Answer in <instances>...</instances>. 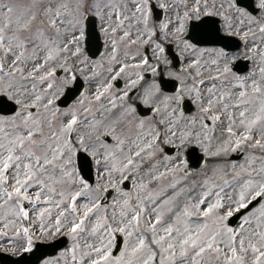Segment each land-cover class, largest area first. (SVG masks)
<instances>
[{"label": "snow or ice", "instance_id": "6c2138e0", "mask_svg": "<svg viewBox=\"0 0 264 264\" xmlns=\"http://www.w3.org/2000/svg\"><path fill=\"white\" fill-rule=\"evenodd\" d=\"M0 246L264 264V0H0Z\"/></svg>", "mask_w": 264, "mask_h": 264}, {"label": "water", "instance_id": "95a60500", "mask_svg": "<svg viewBox=\"0 0 264 264\" xmlns=\"http://www.w3.org/2000/svg\"><path fill=\"white\" fill-rule=\"evenodd\" d=\"M76 87L83 90L82 83L77 82ZM242 153H236L234 155L235 158H240ZM205 162L204 160L201 161V165H203ZM128 188H131V183L128 182ZM114 193V191L110 190L109 193L106 194L105 198L103 199L102 203H106L109 199V197ZM68 242V241H67ZM67 242L60 244L56 248H50L49 251L51 254H55L59 249H61L63 246L67 244ZM123 242L124 238L121 234H118L116 236V242H115V249H114V255L118 254V250L123 248ZM34 259V257L31 254H21L18 257H12L8 254L0 252V261L1 264H30V262Z\"/></svg>", "mask_w": 264, "mask_h": 264}, {"label": "rangeland", "instance_id": "374dc122", "mask_svg": "<svg viewBox=\"0 0 264 264\" xmlns=\"http://www.w3.org/2000/svg\"><path fill=\"white\" fill-rule=\"evenodd\" d=\"M5 2H7V0H5ZM11 2H13V3H17V4H20V3H23L24 0H11ZM217 2L219 3L220 0H217ZM98 71H101V72H102L103 70H102V69H98ZM94 89H95V84H90V83H89V87H88L89 92L93 91ZM257 155H259V153H257ZM207 159H208V161H207V163H206V167H204V170H205V171H207L208 169H210V168L212 167L213 164L217 163V161L213 160L212 158L207 157ZM230 161H235V162L238 163V164H244V163H245V156H243V157H242L241 159H239V160H230V158H228L227 160L221 161V163H223V164L226 165V164L229 163ZM258 163H259V162H257V166H258ZM165 183H166V182H165ZM120 199H121V197L119 196L118 193H116L115 196H113V197L111 198V200H110V202H109L108 204H106V205H102V206H103V207H107L109 213H111L112 208H111L110 206L113 205L114 203H116V201H117V200H120ZM92 222H94V218H93V221H90V222H89V227H91V223H92ZM10 235H11V233H10ZM123 235H124V234H123ZM124 238H125V236H124ZM70 245H71V241L69 240V244H68L67 247H65L64 249L70 247ZM64 249H62L61 251H63ZM0 250H1V251H4V252H7V253H10V254H13V255H18V254H20L19 250H17L15 253H13V251H11V250H6L4 246H0ZM69 264H71V261H69Z\"/></svg>", "mask_w": 264, "mask_h": 264}, {"label": "flooded vegetation", "instance_id": "af4514ba", "mask_svg": "<svg viewBox=\"0 0 264 264\" xmlns=\"http://www.w3.org/2000/svg\"><path fill=\"white\" fill-rule=\"evenodd\" d=\"M164 15H165V11L161 9V12L159 14L160 18L162 19ZM173 52H174V56H170V58H173L172 70L179 72L182 67L187 66L188 61L184 58V54L181 53L179 49H173ZM87 85H89L88 82H87ZM120 86L121 85H117V87H120ZM193 111H195L194 108H193ZM152 114L154 115V113Z\"/></svg>", "mask_w": 264, "mask_h": 264}]
</instances>
